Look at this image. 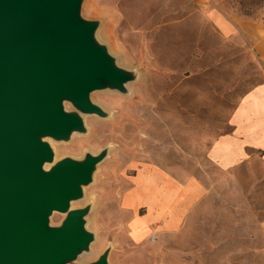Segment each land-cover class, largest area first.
I'll return each mask as SVG.
<instances>
[{"label":"rangeland","instance_id":"rangeland-1","mask_svg":"<svg viewBox=\"0 0 264 264\" xmlns=\"http://www.w3.org/2000/svg\"><path fill=\"white\" fill-rule=\"evenodd\" d=\"M81 15L136 76L127 92L93 91L104 114H86L91 134L46 138L57 162L107 152L76 207L100 247L80 263L107 251L109 264H264V163L228 170L209 156L264 82V0H84ZM188 178L204 182L202 198L180 229L160 230L149 198Z\"/></svg>","mask_w":264,"mask_h":264},{"label":"water","instance_id":"water-1","mask_svg":"<svg viewBox=\"0 0 264 264\" xmlns=\"http://www.w3.org/2000/svg\"><path fill=\"white\" fill-rule=\"evenodd\" d=\"M83 1L0 0V264H83L94 239L88 209L71 202L107 152L54 162L46 138L84 130V114H104L93 91L124 92L134 75L98 41ZM55 211L67 215L61 225ZM84 264H109L108 252Z\"/></svg>","mask_w":264,"mask_h":264},{"label":"crops","instance_id":"crops-1","mask_svg":"<svg viewBox=\"0 0 264 264\" xmlns=\"http://www.w3.org/2000/svg\"><path fill=\"white\" fill-rule=\"evenodd\" d=\"M232 123V130L218 136L209 147L213 164L229 170L240 164L264 163V82L241 99L232 114ZM136 182V192L147 185L144 179ZM204 187V182L197 178L171 182L169 188L161 186L155 198H149L152 215L148 219L159 224L162 231L180 229L202 198Z\"/></svg>","mask_w":264,"mask_h":264},{"label":"bare ground","instance_id":"bare-ground-1","mask_svg":"<svg viewBox=\"0 0 264 264\" xmlns=\"http://www.w3.org/2000/svg\"><path fill=\"white\" fill-rule=\"evenodd\" d=\"M96 38L98 39V41L99 40H101L100 39V34H99V30H97L96 31ZM114 57V60H116V58H115V56H113ZM116 63L119 65L120 63H119V60H116ZM120 66V65H119ZM120 67H122V66H120ZM123 69H126V70H128V71H130V72H132V74H133V71L129 68V65H128V67L126 66H124V67H122ZM134 75V74H133ZM135 76L136 75H134V78H133V80H135ZM133 80H131V81H133ZM131 81H129V82H127L126 84H125V90H124V92H127L126 90H127V87H128V85L130 84V82ZM123 92V93H124ZM130 92V91H129ZM65 107L67 108V109H70V110H73L74 109V107H72V106H70V103L69 102H65ZM113 115L112 114H110V116L109 117H112ZM83 120H84V122H85V124H86V127L88 128V132H87V134H91V128H90V126H89V118L87 117V115L86 114H84L83 115ZM86 128V129H87ZM72 135H75V132L72 134ZM54 162H56V161H54ZM52 164H54V163H50V164H46L45 165V169H49L50 168V166L52 165ZM80 202L78 201V200H74V201H72L71 202V209H74V208H76L77 207V205L79 204ZM56 212V211H55ZM92 245V244H91ZM100 247L98 246L97 247V245L94 243V245H92L91 247H90V249L89 250H84L79 256H78V258L76 259L78 262H80V261H82L81 259H82V257L85 255V254H90V253H93V252H95V251H98V249H99ZM92 249V250H91Z\"/></svg>","mask_w":264,"mask_h":264}]
</instances>
